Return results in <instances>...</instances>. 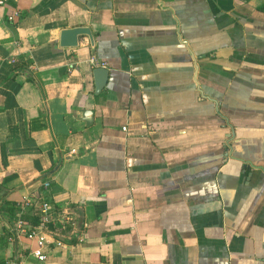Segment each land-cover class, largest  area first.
Wrapping results in <instances>:
<instances>
[{"label":"crops","instance_id":"0c3cea01","mask_svg":"<svg viewBox=\"0 0 264 264\" xmlns=\"http://www.w3.org/2000/svg\"><path fill=\"white\" fill-rule=\"evenodd\" d=\"M42 1L0 5V264H264V0ZM45 179L74 224L39 260Z\"/></svg>","mask_w":264,"mask_h":264},{"label":"built area","instance_id":"2783aa9c","mask_svg":"<svg viewBox=\"0 0 264 264\" xmlns=\"http://www.w3.org/2000/svg\"><path fill=\"white\" fill-rule=\"evenodd\" d=\"M7 0H0V5H3ZM21 12L15 10L12 14L7 16L9 21L21 17ZM10 62L14 64L16 59L11 58ZM104 66V63H100ZM125 130V127H122ZM42 191L40 194L25 198L21 201L20 208L27 210L33 217L36 218L34 224L28 223L19 214L12 223V230L17 235H25L32 238L36 242V247L32 253L39 260L45 258L43 248L50 245L63 246L62 240L57 236L59 229H66L74 224L73 217L68 211L58 209L50 197L46 195L49 190L50 181L45 179L41 183Z\"/></svg>","mask_w":264,"mask_h":264},{"label":"water","instance_id":"95a60500","mask_svg":"<svg viewBox=\"0 0 264 264\" xmlns=\"http://www.w3.org/2000/svg\"><path fill=\"white\" fill-rule=\"evenodd\" d=\"M81 35H87L90 41H93V35L91 30L87 26H76L71 28L62 29L59 36V45L61 47H74L78 43V38ZM94 81H95V93H98L105 85L108 78V70L104 67H96L93 70ZM91 110L81 111V116L85 118L87 122L91 121L92 116ZM15 264V263H11Z\"/></svg>","mask_w":264,"mask_h":264},{"label":"trees","instance_id":"16d2710c","mask_svg":"<svg viewBox=\"0 0 264 264\" xmlns=\"http://www.w3.org/2000/svg\"><path fill=\"white\" fill-rule=\"evenodd\" d=\"M45 4V0H43L42 2H41V4H40V6L38 7V8H41L43 5ZM18 62H20V60H18V61H16L14 64H13V66H14V68L15 69H18V68H21L22 67V64L20 65ZM10 210L12 211L11 212V214H14L16 211H18L19 209H18V207H16V208H10ZM23 218L24 219H26V220H29V221H31V222H36V218L34 217V219L31 217V216H28V215H24L23 216ZM1 264H4V263H1Z\"/></svg>","mask_w":264,"mask_h":264}]
</instances>
